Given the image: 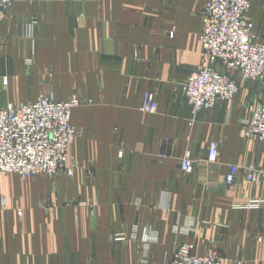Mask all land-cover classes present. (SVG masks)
I'll return each mask as SVG.
<instances>
[{
    "label": "crops",
    "instance_id": "0c3cea01",
    "mask_svg": "<svg viewBox=\"0 0 264 264\" xmlns=\"http://www.w3.org/2000/svg\"><path fill=\"white\" fill-rule=\"evenodd\" d=\"M206 1L13 0L0 17V107L42 94L82 104L73 175L0 173V264H168L180 243L218 249L223 264H264V205L236 206L264 200V182L245 180L264 166L263 145L242 128L264 81L239 79L234 100L197 114L181 90L201 62ZM249 14L264 38V0ZM148 89L154 113L141 110ZM212 140L220 154L207 166Z\"/></svg>",
    "mask_w": 264,
    "mask_h": 264
},
{
    "label": "built area",
    "instance_id": "2783aa9c",
    "mask_svg": "<svg viewBox=\"0 0 264 264\" xmlns=\"http://www.w3.org/2000/svg\"><path fill=\"white\" fill-rule=\"evenodd\" d=\"M12 1L0 0V12L6 11ZM250 7L251 0H207L204 5L201 62L181 83L182 93L194 114L235 99L239 84L232 73L236 72L243 80L263 77L264 42L254 40ZM135 55L139 57L138 52ZM7 82L5 77L4 84ZM87 102L91 104L92 100ZM79 105L81 100L77 95L66 100L41 95L36 101L0 107V173H18L24 177H34L38 173L53 177L60 172L73 175L77 164L70 158L69 147L79 131L71 122V112ZM157 109L156 95L148 89L141 110L154 113ZM242 128L247 138H258L264 149V100L252 111L250 118L244 120ZM219 147L216 140L209 143L207 166L217 163ZM181 170L185 173L194 170V159L189 151L181 159ZM239 170L238 165L229 166L224 180L227 188L234 185ZM245 180L247 183L264 182V166L247 167ZM253 203L264 205V200L236 202V205L249 207ZM150 233L148 230L145 240ZM120 236L117 238L121 239ZM188 244L180 245L168 264H222L217 250L201 256Z\"/></svg>",
    "mask_w": 264,
    "mask_h": 264
},
{
    "label": "rangeland",
    "instance_id": "374dc122",
    "mask_svg": "<svg viewBox=\"0 0 264 264\" xmlns=\"http://www.w3.org/2000/svg\"><path fill=\"white\" fill-rule=\"evenodd\" d=\"M207 2V1H206ZM12 3H13V1H12ZM206 4V3H205ZM12 5V4H11ZM11 5L9 6V8L11 7ZM9 8L6 10V11H3L2 13L0 12V17H2L3 15H5L6 14V12L9 10ZM251 8V7H250ZM249 16H250V14H249ZM201 17H202V15H201ZM251 17V16H250ZM251 20L253 21V19L251 18ZM253 23H254V21H253ZM202 24H203V22H202V19H201V28H200V31H199V34H198V38H199V41L201 42V40H200V33H201V30H202ZM253 37H254V40L256 41V42H264V38H262L260 35H257L256 34V32H255V29H254V31H253ZM46 72H48V73H52L51 72V70L50 69H46L45 71H44V73H46ZM234 73H236V72H234ZM237 74V73H236ZM238 75V74H237ZM45 77H50V76H45ZM4 78L5 77H3L2 78V83H3V86H6V84H4ZM236 79H237V81H238V84H239V79H241V80H243L242 78H240V76L238 75V78L236 77ZM264 81V75H263V77L262 78H259V79H244V81ZM239 90H240V85H239V89H238V92H239ZM42 95H47V96H51L50 94H42ZM75 95V94H74ZM41 96V95H40ZM52 97V96H51ZM39 98V97H38ZM37 98V99H38ZM53 98V97H52ZM37 99H35V100H32V101H36ZM79 99L81 100V98L79 97ZM264 100V99H263ZM81 104H82V100H81ZM261 104V102L259 103V105ZM3 107V106H2ZM257 108V107H256ZM255 108V109H256ZM254 109V110H255ZM253 110V111H254ZM256 138V137H255ZM68 165H70V161L68 162ZM10 174V173H9ZM16 174H18V173H16ZM38 174H44V173H38ZM38 174H36L35 176H37ZM20 175V174H19ZM45 175V174H44ZM22 176V175H21ZM34 176V177H35ZM55 176H57V175H55ZM71 176V175H70ZM22 177H24V176H22ZM26 177V176H25ZM250 184V183H249ZM253 199V198H252ZM237 206V205H236ZM239 207V206H238ZM183 244H187V243H180L179 244V246L180 245H183ZM188 245H191L192 246V248L194 247L193 246V244H188ZM178 246V247H179ZM177 247V248H178ZM213 250H217L218 252H219V254H220V259H221V262H222V264H223V261H222V255H221V252L218 250V249H212L211 251H213ZM211 251H209V252H207V253H196L195 252V254H197V255H208V253H210ZM172 259V258H171ZM237 264H242V260H239L238 262H237Z\"/></svg>",
    "mask_w": 264,
    "mask_h": 264
}]
</instances>
